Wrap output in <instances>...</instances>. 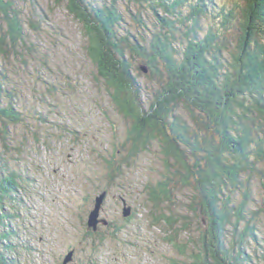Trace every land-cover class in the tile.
<instances>
[{
    "label": "trees",
    "instance_id": "1",
    "mask_svg": "<svg viewBox=\"0 0 264 264\" xmlns=\"http://www.w3.org/2000/svg\"><path fill=\"white\" fill-rule=\"evenodd\" d=\"M49 2L0 0L1 74L3 60L18 63L16 72L32 62L36 70V63L50 68V52L35 47L40 36L60 31L51 21ZM64 2L80 25L93 78L103 83L112 109L128 122L108 164L121 175L120 150H128L124 162L153 145L159 153L156 180L144 190L146 205L154 208L148 212L152 226L176 252L163 255L167 262L264 264V228L259 227L264 225V200L260 205L253 192L256 184L264 190V0ZM40 81L47 82L44 77ZM7 84L0 79V249L20 258L26 246L29 258L32 248L18 235L21 229L26 232L24 215L30 208L14 205L19 196L26 203L22 197L38 184L30 165L38 172L46 165L45 154L53 148L44 141L49 127L59 129L67 141L72 136L74 147L81 139L77 122L71 124L65 108L50 99L51 86L36 106L19 107L21 89ZM51 114L61 118L51 119ZM34 141L40 144L38 158ZM114 187L110 182L101 190L106 191L103 207ZM177 187L185 193L184 205L173 199ZM33 191L39 192L38 186ZM118 198L126 201L122 194ZM136 210L131 207L120 223L104 212L106 224L96 230L85 227L79 243L87 261H76L78 249L72 245L69 263L99 264V251L107 243L115 244L114 251L120 244L149 254L130 224L139 220ZM179 219L182 233L174 225Z\"/></svg>",
    "mask_w": 264,
    "mask_h": 264
},
{
    "label": "rangeland",
    "instance_id": "2",
    "mask_svg": "<svg viewBox=\"0 0 264 264\" xmlns=\"http://www.w3.org/2000/svg\"><path fill=\"white\" fill-rule=\"evenodd\" d=\"M48 1L38 0L44 6ZM50 1L54 9L50 13L51 21L60 26L62 33L57 30L56 36L48 34L40 36L35 41V47L50 52L51 69H43L36 63V70L32 62L29 68H22L23 72L21 69L16 72L18 63L7 64V61L3 60V74L0 73V76L2 75L0 79L8 83L7 86L11 89L14 83L19 87L18 89H21L18 91L21 95L20 102L18 101L19 107L24 103L28 106H36L39 97L47 93L46 87L51 86L53 92L50 99L65 108L72 119H70L71 124L77 122L79 133L76 137L81 140L78 146L74 147L72 136H69L67 141L59 137V129L56 132L49 127L47 132L49 137L46 136L44 141L53 148L45 154L46 165L38 172V168L35 171V166L31 164L29 170L38 179V184L32 185V189L38 186L39 192L35 193L29 189L30 195L22 197L26 203H21L19 196L20 203L14 205L15 209L18 207L20 210L25 206L30 208L26 217L29 228L26 232L21 229L18 235L19 240L31 246L30 257L28 258L25 250L26 246L22 247L24 250H20L23 254L20 258L5 249H0L4 264H56L64 259L68 246L72 245H76L78 249L75 253L76 261L86 262L87 255H84L83 245L79 241L84 228L88 229L87 213L94 206L93 199L97 194L102 193L101 190L110 182L116 185L113 193L117 197L112 196V192L109 193L103 211L108 214L109 219L120 223L124 204L136 208L135 217L139 220L130 224L133 230L139 231L136 233L139 242L142 243V247H148L150 253L138 250V246L120 244L116 245L119 250L114 251L115 244L111 243L110 246L107 243L99 251V264H169L165 257L175 256L176 252L163 242V234L152 226V218L148 216V212L151 210L152 213L154 208L146 205L144 190L147 183L155 182L161 167L156 146L153 145L150 149L140 152L134 158H128V162L123 160L128 150H120V160L123 164L120 169L121 175L117 174L114 166L108 164L112 159L113 146L120 147V142L124 139L128 122L112 109L103 83L93 78L94 68L84 51L85 41L81 35L80 25L67 13L64 0ZM37 58L41 59L38 56ZM32 59L30 57L29 60L33 61ZM42 77L47 81L46 84L40 81ZM139 79L146 81L144 74H141ZM180 113L182 115L184 112L181 110ZM50 117L57 121L61 118L58 114H51ZM20 129L19 126L18 131ZM29 136L31 137L32 133ZM43 143L42 147H44ZM35 144L37 146L33 154L37 151L38 158L40 144L37 141ZM120 160L116 159L115 165ZM39 162L38 160L36 163ZM125 163L129 165L125 166ZM253 192L256 202L263 205L264 190L256 184ZM118 194L124 196L125 203L119 201ZM175 196L173 199L176 203L185 204V193L182 188H176ZM174 225H178L176 228L182 233L180 219ZM259 227L263 231L264 225ZM123 232L125 234L126 231ZM179 239L185 240V236L180 234ZM24 244L21 243V246ZM118 251L119 254H114Z\"/></svg>",
    "mask_w": 264,
    "mask_h": 264
},
{
    "label": "water",
    "instance_id": "3",
    "mask_svg": "<svg viewBox=\"0 0 264 264\" xmlns=\"http://www.w3.org/2000/svg\"><path fill=\"white\" fill-rule=\"evenodd\" d=\"M143 71H146L145 67H142ZM106 197V191H102V193L97 194L94 199V206L87 214V226L92 230H96L99 223H107L105 218H101V210L103 208L104 199ZM125 203V201H124ZM131 207L124 204L122 209V216L127 217L130 215ZM74 253V249L67 251L65 257L62 261V264H68L72 261V255Z\"/></svg>",
    "mask_w": 264,
    "mask_h": 264
},
{
    "label": "flooded vegetation",
    "instance_id": "4",
    "mask_svg": "<svg viewBox=\"0 0 264 264\" xmlns=\"http://www.w3.org/2000/svg\"><path fill=\"white\" fill-rule=\"evenodd\" d=\"M123 202V201H122ZM123 205V204H122ZM104 207L102 208V210H101V213H102V215L104 214ZM107 215V214H106ZM25 216V219H26V217L28 216L27 214L26 215H24ZM23 215H22V213H20L19 214V217H24ZM107 217V216H106ZM51 223V222H50ZM52 224V223H51ZM51 226H53V225H51ZM23 227L26 229V230H28V228H29V226H27V225H25V224H23ZM53 260H56V259H53ZM52 261V260H51Z\"/></svg>",
    "mask_w": 264,
    "mask_h": 264
}]
</instances>
